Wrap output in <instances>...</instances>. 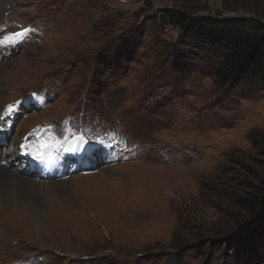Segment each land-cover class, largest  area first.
Masks as SVG:
<instances>
[{"label":"rangeland","instance_id":"obj_1","mask_svg":"<svg viewBox=\"0 0 264 264\" xmlns=\"http://www.w3.org/2000/svg\"><path fill=\"white\" fill-rule=\"evenodd\" d=\"M166 8L264 20V0H0V35L34 30L0 47V110L36 94L0 160L44 199L37 223L1 206L0 264H264V207L239 205L264 187V86H218L223 52L184 39ZM50 125L120 156L99 147L86 174L22 173L21 140L35 136L34 153L52 134H29Z\"/></svg>","mask_w":264,"mask_h":264},{"label":"trees","instance_id":"obj_2","mask_svg":"<svg viewBox=\"0 0 264 264\" xmlns=\"http://www.w3.org/2000/svg\"><path fill=\"white\" fill-rule=\"evenodd\" d=\"M164 21L181 31L185 39H192L223 52L216 71L218 86L229 81H254L264 86V20L259 17L218 18L195 17L179 9H163ZM262 144L261 141L259 145ZM264 147V143L262 144ZM251 197L239 199L245 211L255 215L264 207V187L257 188ZM260 227L264 230V211Z\"/></svg>","mask_w":264,"mask_h":264},{"label":"snow or ice","instance_id":"obj_3","mask_svg":"<svg viewBox=\"0 0 264 264\" xmlns=\"http://www.w3.org/2000/svg\"><path fill=\"white\" fill-rule=\"evenodd\" d=\"M32 31L34 30L33 29H23L20 31L11 32L7 35H0V47L15 46L17 44H20L24 41V39ZM35 95L36 94L33 93L31 94L30 97L26 98L24 101H17L16 105L9 104L6 110H0V131H2L5 126H10V121L6 119L5 117H11L14 114V112L17 110V105L30 103L32 100V97H34ZM41 131H43L45 135H48V134H52V135L50 136V139L48 140H42L41 137H37L38 150H36L34 153L28 148L27 137L25 138V143L20 145V148L23 150L22 154L31 156L34 160L39 161V162H45L46 152H49L52 150H57V151L64 150L63 144L66 143L67 140L70 138L75 140L78 145L88 143L86 139V136L88 133L83 132V131L77 134L75 132L69 133L66 130L62 129L60 131V136L63 137V140H60L55 136L51 125L47 129H41L38 127L37 129H34L33 133H30L29 135H34L35 133L41 132ZM97 143H102L103 147L109 148V149L114 147L111 142H104L102 140H98ZM120 158H123V157H120Z\"/></svg>","mask_w":264,"mask_h":264},{"label":"bare ground","instance_id":"obj_4","mask_svg":"<svg viewBox=\"0 0 264 264\" xmlns=\"http://www.w3.org/2000/svg\"><path fill=\"white\" fill-rule=\"evenodd\" d=\"M6 134V136L9 135V133ZM6 150V153L4 151L2 155L5 158L8 157L9 148ZM40 184L38 180L23 176L0 160V208L6 204L14 203L18 209L31 215L37 223L38 217L40 218L44 209V199L42 198Z\"/></svg>","mask_w":264,"mask_h":264}]
</instances>
